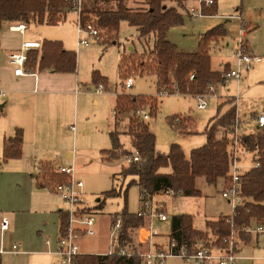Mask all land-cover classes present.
I'll return each instance as SVG.
<instances>
[{
  "label": "rangeland",
  "instance_id": "1",
  "mask_svg": "<svg viewBox=\"0 0 264 264\" xmlns=\"http://www.w3.org/2000/svg\"><path fill=\"white\" fill-rule=\"evenodd\" d=\"M136 1L129 0L128 2L133 6ZM180 1L183 6H180L177 0H169L167 3L168 6L176 7L183 16V22L172 25L168 31V39L179 50L184 52L198 51L201 35L213 26L221 23L225 25L227 34L216 41H212L209 45L211 66L215 69L219 68L222 60L231 61L232 66H235L236 58L233 52L235 43L240 36L241 28L245 29L247 42L252 53L260 56L262 61L247 73L245 72L243 79H233L226 84L228 85L226 89L230 90L232 96L223 98L220 105H225L224 111L232 105H237L239 138L243 134L257 131L259 127L256 116L264 113V0H216L217 12L204 15V17H196L195 15L191 17L186 10L193 5L198 7L199 0ZM236 15H242L244 20L241 22L236 18ZM9 26V23L4 22L0 28L1 72L7 73L10 69H13L8 61L9 52L20 49L26 35L41 33L43 38L48 40H58L54 38L64 36L73 48L71 50L77 53V70L75 73L78 81L81 82V91L77 94L73 92V97L66 96L65 107H63V110L57 111L58 127L67 136L64 147L61 148L56 144L42 151L44 156L37 163L36 170L30 169L31 171L24 177L23 181H17L16 170L12 168L14 162H12V159L5 161L1 149L0 164H3L0 166V207L4 211L17 207L13 203H20L23 197L25 198L23 201H27V203L24 207H21L24 209L29 206L28 185L32 182L36 186L43 181L40 170L42 162L51 161L54 166L48 164L50 172H57L58 166L73 165L75 176L84 183L82 197L87 206L84 205L82 209L85 211L92 210L96 216V234L83 236L79 240L80 249L82 252L87 253L108 252L110 248L116 247L117 243V235L113 237V240L110 237L109 221L113 224V214L121 212L125 206L124 190L134 178L133 176L126 178L119 175L124 165H121L119 161L103 163L101 160L102 150L112 148L110 132L115 129L120 133V141L123 146L126 149L132 147L130 135L128 132L124 133L127 131L125 128L127 120L120 121L116 126L115 110H113L117 100V97L115 99V93L117 92L119 95L124 92L129 95L156 97L158 102V112L156 114H151L148 106L144 105L130 111L120 112L119 116L124 118L127 116L129 119L128 129L131 117L144 121L155 134L156 146L161 153H168L172 144H179L187 157L190 156L193 148H197L198 144H201L199 140L204 136L199 134L205 131L210 119L218 114L220 99L210 98L209 106L206 109H199L198 100L195 96L189 94H159L160 88L157 86L156 76L147 71L141 72L140 69L133 66V63L137 65L136 58H139L144 50L135 28L127 22H122L119 37L115 36V39H112L103 31L101 40L92 41L89 46L79 44V35L73 14L68 15L66 20L57 26L31 25L24 35L11 30ZM124 62L128 71L126 76L125 71L121 70ZM94 72L106 77L107 85L104 81L94 82ZM130 76L133 77L134 83L132 87L126 88L125 83L127 77ZM237 81L241 82L238 84ZM99 83H103L107 89L100 95L96 92V86ZM215 85L216 89L219 87L221 93L225 84L216 83ZM95 97L99 99V103L94 102ZM138 110L141 113H138ZM142 111L149 114L148 120L143 118ZM173 116L176 117V121L184 118L191 119L193 123L191 122L192 124L189 125L188 129H194L199 134L191 135L180 132L175 125L171 124L170 119ZM229 137L235 141L232 134ZM250 157L251 155L245 158L249 161L251 160ZM169 170L166 168L163 171L169 172ZM50 183L53 189L46 188L47 197L56 204V210L67 209L68 205L54 189L55 185L60 182L53 181ZM121 183H125L122 194L106 196L107 191L117 187V185L120 187ZM197 185L201 191V195L197 197L164 195L155 198L158 205L162 206V208H158V211L164 209L169 219L165 222L154 219L151 226V219L146 217L145 227H141V232L139 233L138 229L131 232L136 246L139 243L143 245L138 248L141 252H147L152 244L151 240H145L148 235V233L146 235L145 228H152V231H157L159 236L155 235L156 240H164V243L159 240L161 242L152 249L167 248L170 244L171 219L174 215L191 214L195 225L199 229H205L206 220L232 214V205L221 194L224 185L221 183L209 184L203 177ZM119 187L117 188L118 191H120ZM99 199L104 201L103 207L98 206ZM141 203L139 186L133 184L127 192L128 210L135 213ZM31 208L35 209L36 207ZM37 208L39 209V207ZM31 212L35 214L34 210ZM247 234L250 237L248 236L245 240H241L239 237L235 238L236 242L238 238L241 241V249L238 253L244 258L240 262L242 264H264V232ZM236 250L238 251L237 247ZM245 257H248V259ZM164 264L195 263L193 260L175 255L168 257Z\"/></svg>",
  "mask_w": 264,
  "mask_h": 264
},
{
  "label": "trees",
  "instance_id": "2",
  "mask_svg": "<svg viewBox=\"0 0 264 264\" xmlns=\"http://www.w3.org/2000/svg\"><path fill=\"white\" fill-rule=\"evenodd\" d=\"M128 0H84L82 10V23L93 22L102 32L115 39L120 31L122 21H127L138 29L140 37H154L152 49L144 52L133 66L141 72L153 73L157 77L158 88H166L171 93L196 96L209 91L210 84L219 83L223 73L229 70L227 64L223 71H215L211 66L209 45L227 34L224 24H218L201 35L199 50L184 52L170 42L168 31L172 25L183 22L180 11L168 6L169 0H144L145 8H131ZM183 6L180 0H177ZM65 0H0V28L4 22H22L58 25L65 21L67 9ZM204 15L217 12L215 4L202 7ZM1 51V48H0ZM147 53L149 54L147 56ZM139 56V55H138ZM137 56V57H138ZM123 61V60H122ZM29 73L37 70L52 69L58 73H75L77 70V53L65 49L60 40L42 41L41 52L30 50L25 64ZM125 62L121 70L128 71ZM194 73V78L190 75ZM128 78V77H127ZM93 81H104L107 78L94 72ZM160 91V90H159ZM147 105L151 114L158 112L157 98L153 96L129 95L122 92L117 96L115 112L130 111L138 106ZM210 119L204 133L206 142L191 150L187 157L179 144H172L168 153H161L156 146V136L144 121L131 117L128 134L131 137L132 150L126 149L120 141L117 130L110 132L112 148L102 150V159L116 161L122 157H130L127 164L122 166L120 176L134 178L124 190L125 206L121 212L113 214V223L118 217L122 219L114 252L109 254L81 253L75 256L73 264H142V253L135 245L131 236L133 230L145 227L146 217L133 213L127 207L128 188L136 184L140 189L143 204L153 199L154 195L172 192L176 196H200L201 191L196 186V179L203 177L209 184L218 182L221 178H228L231 164L230 133L237 119V106L232 105L228 110ZM0 114L2 110L0 108ZM171 124L175 125L184 134H194V129H188L193 123L191 119L177 120L171 117ZM192 122V123H191ZM188 123V124H187ZM24 131L16 128L13 136L4 141V160L19 159L23 154ZM241 143L250 151L256 153L260 166L245 172L242 176V203L231 215L219 216L206 220V230L195 227L191 214L174 215L171 219L170 242H175V252L185 249L193 253L199 244L205 246H225L224 239L228 238L232 230L237 237L248 238L243 228L258 224L264 220V128L241 136ZM137 153L138 159L133 158ZM49 163L40 166L43 181L40 188H52L53 181L65 182L68 176L48 170ZM170 169L169 172L163 171ZM115 177V176H114ZM121 190V189H120ZM121 191L113 187L106 192V196H118ZM100 207L103 202L99 199ZM98 207V208H100ZM60 235H63L69 224V214L60 210ZM213 238V239H212ZM133 246L132 254L122 255L119 248Z\"/></svg>",
  "mask_w": 264,
  "mask_h": 264
},
{
  "label": "crops",
  "instance_id": "3",
  "mask_svg": "<svg viewBox=\"0 0 264 264\" xmlns=\"http://www.w3.org/2000/svg\"><path fill=\"white\" fill-rule=\"evenodd\" d=\"M128 1L127 3L129 4ZM128 6L134 9L146 7V5L144 4V0H137L135 2V5L131 6L129 4ZM185 8H186V4H185ZM198 8L199 5L198 7L193 5L190 8H187L186 10L188 14L192 17L193 16L192 10ZM202 17H204V15ZM241 18L242 20H244L242 15ZM122 22H127V21H122ZM7 23H9L10 25L9 27H11V26H16L22 22H7ZM25 23L27 24V29L23 33L19 31H15V32L24 35L26 34V31L31 25H48V24H36V23H27V22ZM133 27L135 28V32L139 38V41L143 45L144 52L152 49L154 44V37L148 36L142 38L139 35L137 27L135 26ZM246 37H247V33H246ZM44 39L45 38H43V35L41 33L31 34V35H26L24 42L26 41L39 42L42 47V41ZM54 39H58L62 41L65 49L67 50L73 49L69 45L67 38H65L64 36L57 37ZM237 41L235 43L234 51L236 49ZM41 47H34L31 50H37L41 52ZM132 49L134 48L132 47ZM226 64L228 68L233 67L231 61L222 60L218 69H215V67L213 66L212 69L215 71H221L225 68ZM246 73H244V75ZM244 75L242 79L245 77ZM240 82L241 81H237L238 84ZM80 83L81 82L78 81L76 73H58V72H54L50 68L44 70H37V72L35 73H28L23 76H16L14 74L13 69H10V71L7 73L1 72L0 69V108L2 110V114H0V153H1V149L3 151L5 139L7 137L13 136L15 134L16 128H22L24 131L22 157L19 159H12V162H14L12 164V168L16 170L15 175L17 176L18 182L23 181L24 177L28 175V173L31 171L30 169L36 170L37 163L42 159L41 157L44 156V152L42 151L56 144H58L61 148L64 147L65 139L67 138V136L64 134L62 130L59 129L56 115L58 110L61 111L63 110V107H65L66 96L73 97L74 93L77 94L78 92L81 91ZM227 86L228 85H223L222 87L223 89L221 93L219 92V87H217L216 89V93L218 96L214 98L220 99L219 106L222 103L223 98L232 96L230 94V90L226 89ZM101 93H99V95ZM115 94H116L115 95V99H116L118 93L116 92ZM94 102L99 103V99L95 97ZM115 105L116 103L114 104L113 110H115ZM224 110H225V105L222 106L220 110L221 113L225 112ZM114 117H115L116 126L119 124L120 121L127 120L126 121L127 125L125 128L128 131L129 119L127 118V116L124 118L123 116H119V114L118 115L114 114ZM127 131H125L124 133H127ZM196 134L198 135L199 133L195 132L194 135ZM199 135H203L204 138L199 140L201 144H198L197 147L203 145L206 142L205 133L202 132ZM130 149L133 148L131 147ZM70 155L72 156L71 153ZM101 160L103 163L104 162L113 163L112 161H105L103 159ZM129 160H130L129 157L126 156L116 161H119V163L123 165L128 163ZM42 163H49L53 165L51 161H47V160ZM2 164L3 163H1L0 166ZM200 179L201 177H198L196 179V186H198L197 183ZM224 182H225L224 178H221L218 180V182L214 184L221 183L222 185H224ZM124 185L125 183L124 184L121 183L120 187L119 185H117L116 187V188L119 187L121 189L120 190L121 194L123 193ZM46 188L47 187L40 188L38 187V185L35 186L34 183L30 182L28 185V193L30 197V201H29L30 204L28 207L26 206L24 209L22 208L27 203V201H23L25 200L24 197L20 203L18 204L13 203V205L17 207H13L12 209L6 211L2 210L3 208L0 207V220L4 214H8L11 218V223H12L11 230L5 235L6 236L5 244L8 247H10L11 244L14 242L21 243V251L16 254L13 253L3 254L2 258L0 259V264H61L60 257L53 251L55 250L57 245V240L60 237L61 220H60L59 212L60 210H65V209L56 210L57 207L56 204L52 202V200L46 195V191H47ZM49 189H53V188H49ZM164 195L176 196L170 191L154 195L153 199L150 202V208L145 209L146 213H148L146 217H149V212H151L152 210L166 213L164 209L163 211H158V208H162V206L158 205V203L155 201L156 197L164 196ZM31 207H36V208L34 209ZM37 207H39V209ZM143 208H144V204L142 202L138 211L143 210ZM32 210H34L35 214L31 212ZM138 211H136L135 213H138ZM152 222H151V226H152ZM111 225L112 223L109 221V227H111ZM195 227L198 228L196 225ZM145 230L147 235L149 229L145 228ZM202 230H206V228ZM109 232H110V228H109ZM156 236H159V234H157ZM156 236L152 237L151 239L152 244L150 248L157 247L158 243L161 241L162 243H164L163 239L156 240ZM0 238H1V232H0ZM239 238H241V240L247 239L242 237ZM239 238L236 242V247L238 249V252L240 253L241 241H239ZM47 239L51 240L52 242L51 246H48L45 243ZM0 244H1V239H0ZM128 247L130 248L131 251H133V246H128ZM82 253H87V252H82ZM88 253L105 254L107 253V251H97V252H88ZM245 258L248 259V257Z\"/></svg>",
  "mask_w": 264,
  "mask_h": 264
},
{
  "label": "built area",
  "instance_id": "4",
  "mask_svg": "<svg viewBox=\"0 0 264 264\" xmlns=\"http://www.w3.org/2000/svg\"><path fill=\"white\" fill-rule=\"evenodd\" d=\"M67 2V9L65 13V20L68 15L73 14L75 16V23L77 27V32L79 35V44L82 46H89L92 41H100L102 38V31L95 26L93 22L82 23V10L84 0H65ZM215 0H199V8L193 9V16L201 17L203 16L202 7L211 6L215 4ZM236 18L242 22L241 15H236ZM11 30L19 31L23 33L27 29L26 23H19L16 26H11ZM34 47H41L39 42L26 41L22 44L20 49L9 52L8 61L9 64L14 69V74L16 76H23L29 72L26 70V62L28 59V52ZM236 58L235 66L229 68V70L223 73L222 79L219 83L228 84L231 80L237 79L241 80L244 73L252 69L257 63L261 61V57L252 53L249 43L246 39V31L244 28L240 30V36L237 41L236 49L234 51ZM194 73L190 75V78H194ZM134 83L133 77H128L125 83L126 88L132 87ZM103 83H99L96 86V92L101 93L105 90ZM172 93L166 89L161 88L159 94L163 95H175L178 94L177 86L174 85ZM209 91L204 94H198L195 97L198 100V108L206 109L209 106L210 98L217 97L216 85L210 84L208 87ZM141 113L140 110L137 111ZM117 115V113L115 112ZM142 116L145 120L149 119V114L142 111ZM258 127L264 128V113L256 116ZM239 121L236 119L235 124L232 128V134L234 140L230 139V149H231V164L230 172L228 178L224 179V188L221 191L223 197H225L229 203L232 205V210L242 203V176L245 172L250 169L257 168L260 166V162L256 157V153L245 148L241 143V137L239 138ZM243 154V155H241ZM249 161L245 157L250 156ZM133 158L138 159L137 153H134ZM130 159V157H129ZM244 160H246L244 162ZM58 173L65 174L68 176L67 181L57 183L54 187L55 191L68 205L67 211L69 214V224L66 232L57 240V245L55 250L60 259L61 264H73L75 256L81 254L79 240L86 235L93 236L96 234V216L91 211H85L82 208L85 205V201L82 197L84 183L82 180L75 176V168L73 165H63L58 166ZM150 202L144 204L143 210L138 211L139 215L146 217L145 209L150 208ZM87 206V205H85ZM149 218L151 222L154 219L160 221H168L169 217L164 212L151 211L149 212ZM11 218L8 214H4L0 220V232H1V244H0V259L3 254L6 253H19L21 251V243L14 242L8 247L5 244L6 234L11 230ZM122 227V219L118 217L116 223H113L110 227V237L113 240L115 235H119V229ZM142 228H138L139 233ZM246 233H263L264 232V220L261 223L246 226L243 228ZM157 234V231H152L149 229L148 235L146 236V241L152 239L153 236ZM236 231L232 230L230 236L224 241L227 243L225 246H205L199 244L196 246L193 253H188L184 248L179 252L174 251L176 246L175 242H170L166 249H152L150 248L147 252L142 253L143 261L142 264H164L165 260L170 256H180L187 260H193L195 264H241L240 261L242 257L236 250ZM143 241V239H140ZM143 241V242H146ZM45 243L51 246L52 242L47 239ZM113 245V244H112ZM114 248H110L107 252L109 254L114 252ZM118 252L122 255H130L132 251L126 247L119 248Z\"/></svg>",
  "mask_w": 264,
  "mask_h": 264
}]
</instances>
